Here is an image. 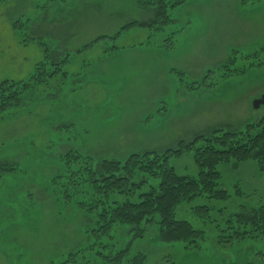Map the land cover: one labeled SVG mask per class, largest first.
Returning <instances> with one entry per match:
<instances>
[{
	"label": "rangeland",
	"instance_id": "obj_1",
	"mask_svg": "<svg viewBox=\"0 0 264 264\" xmlns=\"http://www.w3.org/2000/svg\"><path fill=\"white\" fill-rule=\"evenodd\" d=\"M168 12L166 26L134 25L108 39L132 19L150 21L153 10L135 0L0 1V82L28 79L40 62L49 71L67 56L0 111V264H60L80 250L91 263L109 264L96 253L111 249L90 235L93 215L78 206L81 195L65 199L54 182L68 149L123 161L262 116L264 103L252 101L264 94V0H186ZM169 164L180 175L198 172L190 151ZM218 169L226 199L197 196L176 209L201 230L196 243L162 242L154 223L141 237L117 224L103 242L143 252L144 264H264V236L218 237L225 217L264 202V172L254 160Z\"/></svg>",
	"mask_w": 264,
	"mask_h": 264
},
{
	"label": "trees",
	"instance_id": "obj_2",
	"mask_svg": "<svg viewBox=\"0 0 264 264\" xmlns=\"http://www.w3.org/2000/svg\"><path fill=\"white\" fill-rule=\"evenodd\" d=\"M135 1L138 7L152 9L153 19L143 22L132 19L120 31L109 35L108 39H116L123 29L134 25L156 28L166 26L172 20L169 8L177 7L186 0ZM99 38L103 36L88 42L84 48L92 46ZM113 48L116 46L111 45L104 54L110 53ZM43 52V57L48 59L49 51L46 47ZM254 57L258 58L256 54ZM63 58L60 62L64 64L67 56ZM44 63L40 62L36 72L28 79L0 82V111L17 103L23 91L39 83L43 84L46 77H52L60 70L58 67L61 63L53 62L58 67L49 71L44 68ZM200 85L196 83L192 87ZM177 143L176 146L160 151L149 149L131 153L123 161L105 157L96 159L75 148L68 149L59 157L64 172L54 182L65 199L81 195L82 200L78 206L85 213L93 215L92 225L95 227L90 235L102 249L107 246L111 249L106 254L101 250L96 253L109 264L112 261L119 264L125 257H128L127 264H144L145 261L143 252L132 255L128 246L116 249L112 247L113 243L103 242L105 237L106 240L112 237L117 224L130 226L132 236L141 237L146 226L154 223L157 224L162 242L184 240L187 244L196 243L201 230L193 228L188 220L176 217L177 207L197 196L217 200L227 198L226 190L219 186V164L254 160L258 170L264 172V113L240 129L210 128L195 133L190 140ZM185 151L193 153V160L198 166L195 177L180 175L169 164L172 156H180ZM198 208L208 211L206 206ZM224 221L225 227L218 236L223 241L264 236V202L256 205L250 213L232 212ZM224 232L227 234L222 235ZM81 251L70 252L60 260V264H76L81 259L85 260L79 264H96L91 263L94 258L81 255Z\"/></svg>",
	"mask_w": 264,
	"mask_h": 264
},
{
	"label": "water",
	"instance_id": "obj_3",
	"mask_svg": "<svg viewBox=\"0 0 264 264\" xmlns=\"http://www.w3.org/2000/svg\"><path fill=\"white\" fill-rule=\"evenodd\" d=\"M262 103H264V94H262L261 97H259V98L253 99V101H252V105L255 108L260 107Z\"/></svg>",
	"mask_w": 264,
	"mask_h": 264
}]
</instances>
